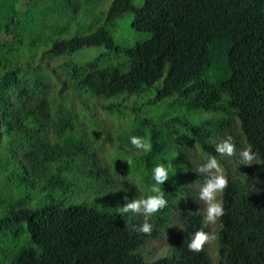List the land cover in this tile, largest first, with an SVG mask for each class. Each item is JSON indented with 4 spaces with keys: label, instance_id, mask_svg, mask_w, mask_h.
Instances as JSON below:
<instances>
[{
    "label": "trees",
    "instance_id": "obj_1",
    "mask_svg": "<svg viewBox=\"0 0 264 264\" xmlns=\"http://www.w3.org/2000/svg\"><path fill=\"white\" fill-rule=\"evenodd\" d=\"M87 2L0 0V264H212L205 246L187 248L203 213L196 191L182 185L190 175L202 186L204 176L182 156L193 143L216 155L218 139L229 136L256 159L239 178L224 168L217 264H264V0H143L138 7L111 0L90 33L52 40ZM126 13L131 29L148 35L143 42H114L111 29ZM219 44L226 50L213 64L210 50ZM100 47L109 55L59 59ZM75 102L124 121L129 107L130 128L117 137L129 148L132 136L151 142L129 171L144 193L121 175L120 193L113 191L115 171L97 156ZM109 133L92 120L90 134L109 140ZM158 164L171 165L160 185L168 204L151 217L152 233L139 234L144 219L117 208L125 195L152 194ZM29 193L42 195L34 206L25 203ZM174 210L182 211L184 234L174 236L169 255L145 261L141 249L170 227Z\"/></svg>",
    "mask_w": 264,
    "mask_h": 264
},
{
    "label": "rangeland",
    "instance_id": "obj_2",
    "mask_svg": "<svg viewBox=\"0 0 264 264\" xmlns=\"http://www.w3.org/2000/svg\"><path fill=\"white\" fill-rule=\"evenodd\" d=\"M101 1L102 0H88L87 4L82 6L81 11L76 21L72 23L66 29L64 33L58 36L55 35V37L52 40L68 39L78 32H80L81 34L90 33V31L93 29L91 26L92 24H94L96 18L102 12H106V10L108 9L111 3V0H103L102 2ZM142 1L143 0H133V5L138 7L141 5ZM82 2L85 3L84 1ZM131 21H132V15L130 13L124 14L122 18L116 21L114 28L111 29V36L114 42H116L117 44H122V45H132L135 43H141L148 37V35L144 33H141V34L135 33L131 29ZM89 27H91V29L87 30ZM52 40L48 41L47 44L44 43L42 45H46V47H48L51 44ZM225 50H226L225 45H221V44L212 47L210 50V61L213 64L215 63L218 64L219 62H221ZM88 52H91V56L89 58L85 56V54ZM99 55H104V57H106L109 55V52L105 48H102V47L91 48L89 50H83L81 52H77L69 56H63L59 59L79 63V62L86 61L88 59H92ZM58 63H60V60H50V66H53ZM55 74L59 76L58 72H55ZM91 107H93L92 109L93 113L89 114V113L83 112L80 109V107L76 105V102H75V109L80 110V116H81L80 122L82 123V127L88 134V139L91 145L96 148L97 156L104 163L108 165L109 170L115 171V176H114L115 187L113 188V191L117 194L120 193V190H121L120 182L121 181H120L119 175H121L137 187L139 194L144 193L143 186L140 185L139 183L140 176L129 172V171H132L133 163L131 164V166H129L126 162L129 159H131L132 161L136 160V158L140 155L141 151L138 152L135 148L127 147V145L122 144V142H120L117 137V135H119L121 132H128L130 128L131 117L133 116L131 113V110L128 109L129 107L124 110L126 113H130V117L126 118L127 121H124V120H117L116 118L111 117V116H107L106 114L102 113L99 110V107L97 105H91ZM208 117H212V115H209ZM92 120L94 121L100 120V122L102 121L105 125L109 126L110 128V133H109L110 139L109 140L104 139L103 137L104 134H100L99 136L90 134V131L92 128ZM119 125H121V127ZM222 140L224 139H218V142H221ZM120 147H122L125 150L120 151ZM244 148L246 147L245 146H242L241 148L236 147L237 154L233 157H223V158L219 156L217 157V159L221 163L223 171L225 167H228L230 168L229 173H233L232 175L233 177L239 178L242 174V169L251 166V165H245V164L240 163L239 152ZM182 157L185 159L187 163L191 165V169L195 170V174L198 176H201V175H199L196 172V169L200 167L202 164L206 163L207 160L210 158L208 155L201 153L194 143L190 149L185 151ZM236 163H240L242 168H238L235 170L233 167L235 166ZM123 166H125V169H122ZM189 177L190 175H187L184 178V183L182 186L186 185V187H189L196 191L200 211L203 213V204L199 200V196H198L201 186L197 185ZM183 191H184V187H182V193H180L179 195L180 199L177 200L176 202L177 207H181L184 204V200L182 198ZM41 196L42 195H37V194L32 195L31 193H29L28 196L25 198V203L27 202V198H29L30 200H32L31 206H34L36 202H38V199ZM220 197L218 198L220 199ZM128 198L129 200H131L134 198H141V197L140 195H137V196H129ZM181 213L182 211H177V210L172 211L170 215V222H169L170 227L164 229V232L158 239L148 241L146 245L141 249V252L144 255V257L148 259V260L144 259L145 261L147 262L153 261L159 257H163L165 255L170 254L172 240L174 236H176L177 234H184L183 226L179 221V217ZM139 216L144 219L143 216L141 215ZM149 222L151 223V218ZM219 226H220V223H218V221L215 225L209 226L211 232L215 234L216 239L210 244L205 245L206 252L212 264L218 263L216 246H217V240H218V229L220 230Z\"/></svg>",
    "mask_w": 264,
    "mask_h": 264
},
{
    "label": "clouds",
    "instance_id": "obj_3",
    "mask_svg": "<svg viewBox=\"0 0 264 264\" xmlns=\"http://www.w3.org/2000/svg\"><path fill=\"white\" fill-rule=\"evenodd\" d=\"M130 143L138 152H149L152 148L151 142L143 137L132 136ZM214 148L216 155L211 156L206 163L196 169L199 175L204 176V180L198 193L199 200L203 204L202 227L189 237L187 245L188 250L194 253L203 251L206 244H210L216 239L214 233L204 229L210 225H215L225 215L223 202L218 197L227 189L229 182L217 156L223 158L233 157L237 154L231 136L216 143ZM239 157L241 164L252 165L256 159V154L248 147L239 152ZM126 162L131 166L133 161L129 159ZM170 167V164L167 166L158 164L153 168L152 180L154 183L149 188V192L152 194L146 198L129 200L127 195L122 197L125 203L117 208V213L120 216L132 213L144 217V222L134 229L139 234L150 235L153 231L152 224L149 222L150 218L167 207L168 201L165 199V192L160 185L169 180Z\"/></svg>",
    "mask_w": 264,
    "mask_h": 264
}]
</instances>
